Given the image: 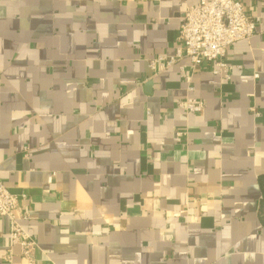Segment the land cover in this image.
I'll use <instances>...</instances> for the list:
<instances>
[{
    "label": "crops",
    "instance_id": "1",
    "mask_svg": "<svg viewBox=\"0 0 264 264\" xmlns=\"http://www.w3.org/2000/svg\"><path fill=\"white\" fill-rule=\"evenodd\" d=\"M199 1L0 0V181L35 264H264V0L229 80L148 67Z\"/></svg>",
    "mask_w": 264,
    "mask_h": 264
},
{
    "label": "built area",
    "instance_id": "2",
    "mask_svg": "<svg viewBox=\"0 0 264 264\" xmlns=\"http://www.w3.org/2000/svg\"><path fill=\"white\" fill-rule=\"evenodd\" d=\"M254 34L255 24L239 0H200L182 13L173 56L155 57L150 60L148 67L157 73L187 58L189 65L181 66L179 71L189 91L192 90V75L206 63L211 65L210 71L214 75L226 81L233 71L232 65L226 61L227 49L236 42L251 39ZM203 106L202 101L191 97L177 103V107L187 113H200ZM254 115L258 116V113ZM2 216L9 219L11 246L18 247L26 264H35L37 244L25 233L19 222L27 216L19 212L18 197L11 194L0 181V217ZM10 255L9 250L6 260H10Z\"/></svg>",
    "mask_w": 264,
    "mask_h": 264
},
{
    "label": "trees",
    "instance_id": "3",
    "mask_svg": "<svg viewBox=\"0 0 264 264\" xmlns=\"http://www.w3.org/2000/svg\"><path fill=\"white\" fill-rule=\"evenodd\" d=\"M260 189L262 192V201H261V208L264 211V178H260Z\"/></svg>",
    "mask_w": 264,
    "mask_h": 264
}]
</instances>
